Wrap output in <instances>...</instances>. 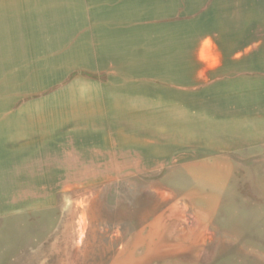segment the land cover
<instances>
[{
    "label": "rangeland",
    "instance_id": "obj_1",
    "mask_svg": "<svg viewBox=\"0 0 264 264\" xmlns=\"http://www.w3.org/2000/svg\"><path fill=\"white\" fill-rule=\"evenodd\" d=\"M0 264H264V0H0Z\"/></svg>",
    "mask_w": 264,
    "mask_h": 264
}]
</instances>
